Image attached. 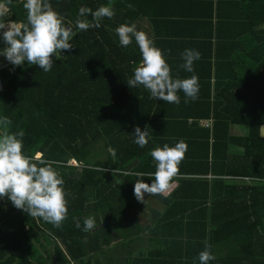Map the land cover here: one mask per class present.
Here are the masks:
<instances>
[{
  "label": "trees",
  "instance_id": "obj_1",
  "mask_svg": "<svg viewBox=\"0 0 264 264\" xmlns=\"http://www.w3.org/2000/svg\"><path fill=\"white\" fill-rule=\"evenodd\" d=\"M23 2L0 0V23H25ZM131 2L49 0L72 25L73 47L55 55L48 72L27 63L13 74L0 72V115L11 121L8 131L24 132L26 155L52 162L63 180L67 208L61 225L54 227L0 200V264H90L91 254H103L117 241L118 218L138 205L133 183H151L148 175H135L154 172L155 162L148 139L143 148L133 143L134 127L142 130L148 123L135 100L140 95L126 83L141 57L132 42L121 47L114 31L130 24ZM217 2V37L229 51L219 55V62L232 73L217 80L212 133L206 130L190 141L205 154L179 162L172 177L179 179H171L169 187L175 181L179 185L170 199L144 194L169 208L158 221L171 229L163 233L172 252L163 264H194L195 247L205 242L214 257L208 264H264V137L259 129L264 125V0ZM109 3L114 15L101 18L100 27L75 29L80 7L95 10ZM224 27L231 31L226 34ZM233 125L247 126L248 135L231 136ZM230 146L243 154H231ZM72 160L80 167L69 166ZM237 179H249V185H238ZM89 215L96 226L84 232L83 218Z\"/></svg>",
  "mask_w": 264,
  "mask_h": 264
},
{
  "label": "clouds",
  "instance_id": "obj_2",
  "mask_svg": "<svg viewBox=\"0 0 264 264\" xmlns=\"http://www.w3.org/2000/svg\"><path fill=\"white\" fill-rule=\"evenodd\" d=\"M23 8L26 10L25 23H0V40L5 45L0 49V57L14 67L27 63L48 72L53 67L55 55L73 47L69 40L75 32L71 24L66 25L63 22V17L51 7L49 0H24ZM89 14L91 21L88 19ZM113 15L110 3L95 10L82 6L76 14L75 29L84 31L90 27L98 28L101 18H111ZM114 31L121 47L128 46L134 39L141 55L139 65L133 69L132 76L126 82L129 88L142 86L149 92L150 98L168 103L180 102L178 91L183 92L185 102L189 98H196L199 86L193 63L200 59L197 50H183L180 67L193 74L186 78H177L170 75V68L162 51L144 31L137 30L135 24H120ZM10 123L7 116L0 115V200L6 198L15 208L29 216L39 217L44 222L59 227L67 213L63 180L52 167L51 161L38 159L40 154H25L22 150L24 132L8 131ZM259 129L264 135V125ZM131 136L133 143L141 148L148 142L147 129L142 131L139 126L134 127ZM186 150L187 145L182 139L172 146L165 143L162 147H154L149 155L155 162V171L147 174L135 173L137 177H152L151 183L137 179L133 183L134 197L143 202L145 193L165 194ZM74 225L81 228V222L75 218ZM95 226L93 216L83 218L82 231L89 232ZM209 247L205 242L204 249L197 254L194 264L197 261L198 264H208L214 259Z\"/></svg>",
  "mask_w": 264,
  "mask_h": 264
},
{
  "label": "crops",
  "instance_id": "obj_3",
  "mask_svg": "<svg viewBox=\"0 0 264 264\" xmlns=\"http://www.w3.org/2000/svg\"><path fill=\"white\" fill-rule=\"evenodd\" d=\"M131 1V8H128L127 12L128 21L130 24H135L137 30L144 31L162 51L171 76L186 78L193 74L180 67L181 53L184 49H195L200 53V59L193 63L199 86L194 100L189 98L185 102L183 92L178 91L180 102L168 103L150 98L149 92L142 86L134 88L135 94L141 97L140 100H135L140 101L143 120L148 123L142 128V131L147 129L148 137H150V139L146 137L149 140L148 149L162 147L165 143L172 146L182 139L187 145V150L181 161L189 163L192 160L187 159L198 157L200 153V156L205 154L200 148L195 151L196 146L190 141L205 135L206 130L212 133L217 80L219 76L232 73L231 67L221 66L219 62L221 57L219 55L229 51L228 48L222 47L217 37L218 2L217 0ZM222 31L227 34L231 28L224 27ZM132 48L136 55L141 57L134 39ZM139 63L134 64V68ZM186 119L188 120L185 121ZM230 134L234 137H245L248 135V127L233 125L230 128ZM261 136L264 137L262 133ZM229 152L242 155L244 150L237 146H230ZM183 167L190 169L188 165ZM151 169H155V166ZM171 179L176 180L179 177ZM208 180L212 179L208 178ZM235 182L238 185H249V182L244 179H237ZM178 185L177 181L172 182L163 196L170 199ZM168 209L163 201L145 195L144 201L138 202V205L132 209L131 215L118 218L121 221L118 220L115 223L116 233H113L117 241L103 254H91L90 264H163L161 262L163 257L172 253L163 240V233L167 234L171 229L161 226L158 221L166 215ZM178 228V230L181 229V227ZM203 249L204 243L201 247L196 246L195 254L197 255ZM192 250L194 252V248Z\"/></svg>",
  "mask_w": 264,
  "mask_h": 264
},
{
  "label": "built area",
  "instance_id": "obj_4",
  "mask_svg": "<svg viewBox=\"0 0 264 264\" xmlns=\"http://www.w3.org/2000/svg\"><path fill=\"white\" fill-rule=\"evenodd\" d=\"M17 66H13L12 64H10L8 61H6L3 57H0V72L2 70H7L10 74H13L14 73V70ZM4 92V85H3V82L0 78V94H2ZM41 156H39L38 158H40ZM69 166H72V167H76V168H79L80 165L75 161V160H72L70 163H69ZM248 182H250L249 179H244Z\"/></svg>",
  "mask_w": 264,
  "mask_h": 264
},
{
  "label": "rangeland",
  "instance_id": "obj_5",
  "mask_svg": "<svg viewBox=\"0 0 264 264\" xmlns=\"http://www.w3.org/2000/svg\"><path fill=\"white\" fill-rule=\"evenodd\" d=\"M122 220H123V218H122ZM119 221H121V220H119Z\"/></svg>",
  "mask_w": 264,
  "mask_h": 264
},
{
  "label": "bare ground",
  "instance_id": "obj_6",
  "mask_svg": "<svg viewBox=\"0 0 264 264\" xmlns=\"http://www.w3.org/2000/svg\"><path fill=\"white\" fill-rule=\"evenodd\" d=\"M40 156V155H39Z\"/></svg>",
  "mask_w": 264,
  "mask_h": 264
}]
</instances>
